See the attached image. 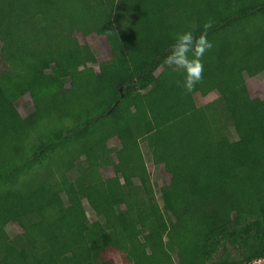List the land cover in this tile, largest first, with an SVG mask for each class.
Wrapping results in <instances>:
<instances>
[{"label": "trees", "instance_id": "1", "mask_svg": "<svg viewBox=\"0 0 264 264\" xmlns=\"http://www.w3.org/2000/svg\"><path fill=\"white\" fill-rule=\"evenodd\" d=\"M184 30L213 43L190 93ZM263 71L264 0H0V91L31 104H0V264H264ZM138 146L176 174L159 198Z\"/></svg>", "mask_w": 264, "mask_h": 264}, {"label": "rangeland", "instance_id": "2", "mask_svg": "<svg viewBox=\"0 0 264 264\" xmlns=\"http://www.w3.org/2000/svg\"><path fill=\"white\" fill-rule=\"evenodd\" d=\"M78 38L81 43L86 42L94 48L96 54L98 55L99 60H105L110 57V49L108 43L101 32L93 33L88 37H83L81 34H78ZM246 83L252 97L259 96L264 99V71L259 73L255 77L247 76ZM227 91H228V86L222 82L217 86L216 92H212L209 95L205 96L204 98L201 97V95H198L196 98L197 103L199 105L206 104L212 100H215L216 98H218L220 94H223ZM3 102L7 104L10 111L17 119H21L24 116H26V114L28 113L31 107L28 98H25L21 102L14 103L10 101L3 92L0 91V104ZM231 128L233 130V126H231ZM117 143L118 141L116 139L111 141V144L113 145H116ZM131 152H132V156L131 159L128 160L127 165H131L134 162H138L141 158H144L146 160V164L148 166V170L150 171V175H151V182L154 184V192L156 196L159 198L160 188L170 180H174L176 178V174L172 170L167 171L168 164L159 165V166L153 164V162L149 157L147 156L144 157V154L142 153L140 146L133 148ZM105 169H104L105 176H109L114 173L112 168H108V169L105 168ZM89 217H90L91 225H94L97 229L102 230L101 224L98 222V220H96V217L90 211H89ZM85 227H88V225H86ZM108 257L113 259L116 264H120L119 256L115 254V252H111ZM169 257H171L170 254Z\"/></svg>", "mask_w": 264, "mask_h": 264}, {"label": "clouds", "instance_id": "3", "mask_svg": "<svg viewBox=\"0 0 264 264\" xmlns=\"http://www.w3.org/2000/svg\"><path fill=\"white\" fill-rule=\"evenodd\" d=\"M210 23L205 24V29ZM213 48V43L206 33L196 36L192 30L176 33L170 45L165 62L173 71L183 75L182 86L188 93L192 92L202 80L205 54Z\"/></svg>", "mask_w": 264, "mask_h": 264}]
</instances>
